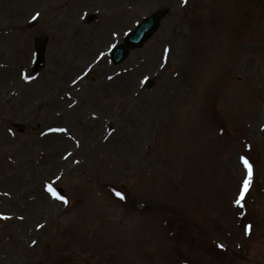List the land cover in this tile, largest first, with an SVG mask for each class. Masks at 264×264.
I'll use <instances>...</instances> for the list:
<instances>
[{"label":"rangeland","instance_id":"obj_1","mask_svg":"<svg viewBox=\"0 0 264 264\" xmlns=\"http://www.w3.org/2000/svg\"><path fill=\"white\" fill-rule=\"evenodd\" d=\"M0 264H264V0H0Z\"/></svg>","mask_w":264,"mask_h":264},{"label":"water","instance_id":"obj_2","mask_svg":"<svg viewBox=\"0 0 264 264\" xmlns=\"http://www.w3.org/2000/svg\"><path fill=\"white\" fill-rule=\"evenodd\" d=\"M161 15L158 12L145 18L124 40V44L115 48L112 52L113 62L117 63L126 56V50L129 48L139 47L143 42L157 29ZM46 40L38 38L35 43V57L33 63V72L39 71L44 64V49Z\"/></svg>","mask_w":264,"mask_h":264},{"label":"snow or ice","instance_id":"obj_3","mask_svg":"<svg viewBox=\"0 0 264 264\" xmlns=\"http://www.w3.org/2000/svg\"><path fill=\"white\" fill-rule=\"evenodd\" d=\"M186 2H187V0H185V3ZM36 15L38 16L39 13H37ZM59 131H67V129H59ZM241 160L243 162L244 167L247 170V176L243 179V191L240 193V198L236 199V201H235V203L237 205L241 204V200L244 198L245 193H247L249 191V188H250V185L252 182V178H253V166H252V164L249 162V160L246 157H241ZM48 191L52 192L54 195H57V198L63 200L64 202H67L66 198L56 194L54 189L50 185L48 186ZM117 195H120L121 198H123L122 194L117 193ZM250 228H251V226H249V230H250ZM220 247L223 248L224 246L220 245Z\"/></svg>","mask_w":264,"mask_h":264}]
</instances>
